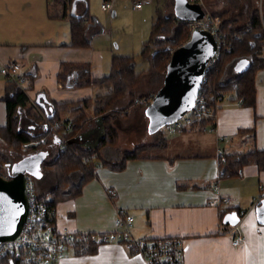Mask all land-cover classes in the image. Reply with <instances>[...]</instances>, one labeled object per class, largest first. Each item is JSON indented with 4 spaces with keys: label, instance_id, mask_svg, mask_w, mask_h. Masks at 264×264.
I'll use <instances>...</instances> for the list:
<instances>
[{
    "label": "crops",
    "instance_id": "0c3cea01",
    "mask_svg": "<svg viewBox=\"0 0 264 264\" xmlns=\"http://www.w3.org/2000/svg\"><path fill=\"white\" fill-rule=\"evenodd\" d=\"M102 2L0 0V67L17 62L21 65V74L33 78L29 79L31 87L27 91L32 106L42 92L58 105L92 98L95 94L92 87L65 89L59 83L62 65L89 63L93 77H104L109 74L116 56L109 47L107 52L97 48L94 38L101 33L93 36L90 47H73L71 20L61 17L65 7L68 15L88 13V20L99 23L104 30V19L98 17L99 12L106 15L110 12L112 18L136 15L145 23L152 21L150 26L155 21L152 11L145 10L146 6L134 9V0H110L112 9L107 11L101 9ZM127 2L132 3L131 11L124 8ZM253 2L250 0V6L245 0H204L202 6L211 15L228 11L229 20L245 24L253 11ZM49 7L56 17L50 16ZM149 34V30L140 34L138 49H142ZM128 48L124 45L125 50ZM239 73L238 66L231 68L224 80H231ZM255 78V107H245L229 95L220 103L214 125H196L178 134L165 135L162 145L152 144L150 157L128 161L123 171L111 170L103 162H120L126 150L117 160L110 161L107 153L118 146L102 149L100 158L94 161L93 178L84 186L82 194L56 205L55 228L73 235L117 233L121 232L117 221L130 215L134 218L130 229L134 239L184 238V264H264V219H260L258 212L259 202L264 198L260 188L264 187V173L256 165H248L239 178L219 177L221 155L264 150V69ZM7 82L0 75V129L9 122L4 100ZM26 84L27 81L23 86ZM242 129L247 131L240 132ZM102 137V118L95 116L74 139L81 148L91 150ZM0 142L5 144L1 137ZM1 147L0 153L10 159ZM56 148L51 156L56 154ZM170 149V155L155 153ZM15 152L22 161L38 155ZM42 152L45 156L41 159H45L46 152ZM35 171L36 174H26L34 179L45 176L40 165ZM216 184L220 195L231 199V204L224 206L228 209L224 217ZM181 185L187 188H179ZM109 189L117 192L116 198L108 195ZM239 234L244 235L245 241L235 247L233 240ZM97 244L96 252L89 255L78 256L73 247L68 248L59 264H148L127 241Z\"/></svg>",
    "mask_w": 264,
    "mask_h": 264
},
{
    "label": "trees",
    "instance_id": "16d2710c",
    "mask_svg": "<svg viewBox=\"0 0 264 264\" xmlns=\"http://www.w3.org/2000/svg\"><path fill=\"white\" fill-rule=\"evenodd\" d=\"M164 1L167 2V0ZM173 6L170 7L173 10L171 13L166 12L167 6L163 10L158 9L150 37L143 45L141 55L143 62L149 66L147 72L137 70V61L134 56H114L110 72L104 77H93L89 63H64L62 65V72L58 76L59 83L65 89L92 87L95 91L92 98L58 105L47 96L46 92H42L37 95L32 106L27 97V91L31 87L29 79H33L30 75H23L27 84L22 88L13 81L7 82V94L4 100L8 106L9 122L5 128L0 129V137L19 153L34 156L45 150L47 157L39 165L44 172L53 174L55 185L48 194L39 196L41 200L48 201L55 208L61 201L80 196L84 186L93 178L95 158H100L102 149L116 146L118 142V130L122 129L119 120L125 117L129 110L120 107L122 100L129 96L134 106L135 92L141 90L145 77L161 75L165 78L173 52L184 45L191 36L190 29L186 26L187 23L175 16ZM49 13L51 17H56L51 7H49ZM68 14L67 7H65L61 17L71 20L72 46L90 47L93 36L103 32V27L97 22H90L88 13L81 16ZM213 16H219L222 19V29L229 35L220 59L205 75L201 95L205 93L209 98V104L213 107L216 97L221 93L231 95L233 100L245 107H255L257 92L255 77L259 70L264 69V3L262 13L258 7H255L248 21L242 25L229 20L228 11ZM239 65L245 69L235 78L224 80L228 70ZM95 116L102 118L103 137L94 149L86 150L75 143L74 138ZM50 124H58L60 128L54 131ZM206 124L214 125L212 119L203 120L198 125ZM246 131L240 130L243 133ZM156 134L161 135L165 141L162 129ZM62 138L66 139L68 144L64 150ZM36 142L37 144H34ZM24 145L28 147L24 149ZM54 146H57V152L51 156ZM153 148L154 146L137 147L124 152L118 163L107 161L103 163L111 170L123 171L128 161L150 157V151ZM0 163L8 167L11 178L9 159L0 154ZM248 165H256L264 173V150L255 149L225 155V160H220L219 177L221 179L239 178ZM179 188L184 189L187 186L181 185ZM263 201L264 198L259 204ZM227 211L228 209L224 210L223 217ZM260 219L263 218L260 217ZM97 245L90 235L87 238L82 234H76L67 249L73 247L78 256L89 255L96 252ZM0 264L23 263L18 261L14 255H9Z\"/></svg>",
    "mask_w": 264,
    "mask_h": 264
},
{
    "label": "built area",
    "instance_id": "2783aa9c",
    "mask_svg": "<svg viewBox=\"0 0 264 264\" xmlns=\"http://www.w3.org/2000/svg\"><path fill=\"white\" fill-rule=\"evenodd\" d=\"M101 9L104 11L111 10L110 0H102ZM191 3L203 4V0H189ZM154 0H134L133 8L138 10L144 6L152 5ZM257 7L262 13L264 0H255ZM187 23L190 29V35L196 30L210 32L217 41V50L211 59L207 72L211 66L216 63L222 51L226 48L228 33L222 29V19L219 16H213L206 13L203 19L197 21H183ZM191 38V36H190ZM21 65L17 62L6 63L0 67V75L8 81L15 82L19 87H23L26 78L21 74ZM206 72V73H207ZM206 77L204 78L205 81ZM227 97L225 93L219 94L214 103V107L209 104V98L201 91L192 110L182 116L179 120L168 123L162 127L164 135L178 134L183 131L192 129L201 121L212 119L215 124L217 112L220 103ZM46 119V117H45ZM52 130L56 131L60 125L50 124ZM63 140V150L67 147V140ZM224 161L225 157L220 156ZM0 177L10 179L8 167L0 163ZM264 191V187H260ZM219 205L222 206L221 213L226 208L224 206L231 204L229 197L220 195L218 184L215 185ZM25 195L28 203L27 216L20 234L12 240L0 243V262L9 255L14 257L23 264H59L64 257L67 246L73 241L74 235L61 233L55 228L56 210L45 200H41L36 192L34 177L30 174L25 175ZM108 195L114 199L117 192L113 189L107 190ZM134 218L130 215L121 217L117 223L121 232L109 233L103 235H90L92 240L97 243L127 241L136 254L141 255L148 264H184L186 256V244L182 237H165L153 239H134L131 233V226ZM260 231L259 229L257 230ZM87 238L89 235H84ZM245 241L244 235H238L233 240V246L237 247Z\"/></svg>",
    "mask_w": 264,
    "mask_h": 264
},
{
    "label": "water",
    "instance_id": "95a60500",
    "mask_svg": "<svg viewBox=\"0 0 264 264\" xmlns=\"http://www.w3.org/2000/svg\"><path fill=\"white\" fill-rule=\"evenodd\" d=\"M174 13L182 21H197L206 15L202 5L189 0H175ZM216 50L215 37L210 32L196 30L184 45L173 52L163 86L146 109L150 131H160L164 125L179 120L194 108ZM238 67L240 72L245 69L242 65ZM40 161L29 171L12 174L10 179L0 177V243L15 239L23 228L28 211L25 174H36Z\"/></svg>",
    "mask_w": 264,
    "mask_h": 264
},
{
    "label": "rangeland",
    "instance_id": "374dc122",
    "mask_svg": "<svg viewBox=\"0 0 264 264\" xmlns=\"http://www.w3.org/2000/svg\"><path fill=\"white\" fill-rule=\"evenodd\" d=\"M245 2L246 4L250 5V0H245ZM131 5L132 3L127 2V6L124 8L128 11H131ZM165 6L168 7L166 12L171 13V11L173 10L170 7L173 6V0H167L166 3L164 0L155 1L153 6H146L145 10H151L156 19L158 9L163 10ZM96 7L99 9V3L96 4ZM255 7H257V4L256 2H253V7H251V11L254 10ZM97 15L101 19H104L103 25L105 26L104 33L101 32L99 36L94 38L95 43H97V48H99L100 50L106 49L104 50V52H107V49L109 47L116 56H134L136 57L137 61V70H143L147 72L149 70V66L146 62H143L141 55L144 46H142V49H138L137 46L141 33L147 32L148 30L149 33H151L150 29L152 28V26L150 25L152 21H150V23H145L143 22L142 18H139L136 15L133 18L128 15H125L123 17L118 15L117 17L112 18L110 12H108L107 15L103 12H99ZM216 15H220V13ZM112 22L114 23L112 24ZM186 26L188 27L187 24ZM149 37L150 34L146 37L143 45L148 41ZM117 43L120 44V48L118 47ZM124 45H128V50L124 49ZM163 80L164 78L161 75H148L147 77H145V82L143 83L141 90L135 92L134 106L131 104L132 99L129 96L125 97L124 100H122L120 107L122 109L128 108L129 110L127 111V114H125L126 116L122 117L119 120L120 124L122 125V129L118 130L119 138L118 142L116 143V146L118 147L109 150V152L107 153L108 160H117L118 156L121 154L122 151L132 150L133 146L137 148L141 146H152V144L154 143H156L157 145L163 144L164 138L161 135H154L152 130L150 131L147 129V124L150 121V117L148 114H144L145 109L152 103L154 93H156L158 89L163 85ZM1 143L2 142H0V145H2V152L10 158L9 162H11V174H16L20 171L24 172L25 170L29 171L35 165H38L41 158L45 156V153L42 152L38 153V155L33 158L24 159V161H22L20 158H17L18 154L15 152L16 150L12 146L7 144L5 141L3 142L5 144ZM34 144H37V142ZM116 146H112L111 148H114ZM12 148L14 150H12ZM171 150L172 149L168 151L159 150L155 153L161 155H170L172 154ZM1 155L4 157L3 154ZM34 182L37 194L40 196H44L48 194L46 192H48L54 187L55 178L52 173L45 172V176L35 178ZM258 212L260 217L264 219V203H262L258 207Z\"/></svg>",
    "mask_w": 264,
    "mask_h": 264
}]
</instances>
